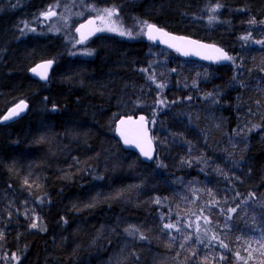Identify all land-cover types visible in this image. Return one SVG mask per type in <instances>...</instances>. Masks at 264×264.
Instances as JSON below:
<instances>
[{"label":"trees","instance_id":"trees-1","mask_svg":"<svg viewBox=\"0 0 264 264\" xmlns=\"http://www.w3.org/2000/svg\"><path fill=\"white\" fill-rule=\"evenodd\" d=\"M49 1L64 15L63 0H0V119L30 105L0 125V264H238L249 217L264 242V0L98 1L130 12L125 31L140 21L220 46L227 67L105 34L75 57L38 17ZM43 61L56 64L45 85L29 75ZM137 114L151 164L114 134Z\"/></svg>","mask_w":264,"mask_h":264},{"label":"water","instance_id":"water-1","mask_svg":"<svg viewBox=\"0 0 264 264\" xmlns=\"http://www.w3.org/2000/svg\"><path fill=\"white\" fill-rule=\"evenodd\" d=\"M156 27L161 29L163 33H167V35H162L160 32L154 31L151 34L153 38H149L148 28L146 27L144 36L147 42L157 47L167 48L183 59H187L193 62H203L211 66L225 67L230 62V60L215 59V57L219 55V53L216 51L217 49H222L230 56V54L220 46L198 41L190 37L172 34L158 26ZM99 33L100 31L97 26V22L93 17L86 19L84 22L79 24L74 30V34L77 36L81 43H86L91 39L96 38ZM48 62L50 61L40 62L34 67H32L29 71L30 77L41 84H46L49 81L51 74L55 68L54 62L51 61L52 63L50 67L47 66ZM33 69H35L36 71H33ZM42 73L46 74L47 79L42 78ZM17 105H20L23 110L21 111L17 109ZM24 105H26V107H24ZM13 109H17L18 114L10 115ZM29 109L30 105L28 102H18L3 114L0 120V125L8 126L16 123L21 118L27 115ZM5 117L8 118L5 119ZM140 117H144V120L141 121ZM121 120H124L126 123L124 125H121ZM120 129L125 130L126 135L129 139L137 140L140 144V147H137L135 144H125L124 138L120 135ZM142 129H146V137L142 135ZM115 137L125 151L135 153L146 164H151L154 162L156 158L157 149L152 138V132L147 116L139 114L137 116H125L119 118L115 124ZM141 147L144 149V151L151 153V158L144 155V152L141 151Z\"/></svg>","mask_w":264,"mask_h":264},{"label":"rangeland","instance_id":"rangeland-1","mask_svg":"<svg viewBox=\"0 0 264 264\" xmlns=\"http://www.w3.org/2000/svg\"><path fill=\"white\" fill-rule=\"evenodd\" d=\"M94 1V0H92ZM90 0H63L58 2V5L63 7L64 9V15L61 9L56 6L57 3L50 4V1L47 2V6L44 9V11H40L38 14V17L40 16V19L43 21V25L47 27L48 31L51 33H61L64 38L66 39L67 44L69 45V48L72 54L75 57H82V58H92L93 57V50L91 46H85L82 47L79 42L76 40V38L73 35V32L71 30L73 21H79L83 20L84 15L86 14H93L99 23V26L102 30V33L105 35H119L125 39L135 40L144 38L145 28L146 25H140V21L136 22L138 23L137 26L132 25L129 28L128 31H125V27L127 25H124L125 27H122V23L124 24V20L126 19V12L130 13L126 8H104L101 6H98V1L104 2L103 0H96L92 2ZM89 3L91 5H89ZM96 7H90L92 6ZM74 6V8H73ZM77 6H82V9H75ZM124 7V5H122ZM87 8V10H83ZM98 8V9H97ZM74 9L76 12L71 15L74 12ZM106 10H112L111 15H109L108 11ZM43 13V14H42ZM50 13H55L54 15H51ZM41 14V15H40ZM50 15V16H48ZM133 21V20H130ZM114 29V30H113ZM35 31V30H34ZM32 30H27L26 32L32 33L34 32ZM124 32L125 35H121L120 33ZM127 33H131V35H127ZM34 34V33H33ZM262 38L264 39V33H262ZM91 53V54H89ZM264 56V55H263ZM233 60L235 58L233 57ZM237 65V62L235 61V66ZM155 82V81H154ZM154 87H159L158 84ZM160 90V89H156ZM157 94V93H156ZM157 99H159V95L157 94ZM152 129V128H151ZM153 130V129H152ZM189 188L193 189L195 186L193 184L188 185ZM188 190L184 192V197H187ZM246 218V217H245ZM252 217H249L247 219V226H243L244 232L242 234V240L244 241L243 246L241 249L238 250L237 253H235L236 259L239 261L238 264H261L264 263V258L261 257L264 253V242H260L257 240L253 241L254 238V231L255 227H258L259 224H257L254 219H250ZM244 220V219H243ZM245 223V222H244ZM173 229L176 231H180L179 227L174 226Z\"/></svg>","mask_w":264,"mask_h":264},{"label":"snow or ice","instance_id":"snow-or-ice-1","mask_svg":"<svg viewBox=\"0 0 264 264\" xmlns=\"http://www.w3.org/2000/svg\"><path fill=\"white\" fill-rule=\"evenodd\" d=\"M217 7H219V6H217ZM216 9H213V11H215ZM106 11H108V13H109V15H111V14H113L112 13V10H106ZM51 15H54L55 13H50ZM252 23H255V21L253 20V21H251ZM91 23V22H90ZM147 28H148V33H149V38H153L152 37V32H160L162 35H167V33H163L162 32V30L161 29H159V28H157L155 25H152V24H147ZM114 30V29H113ZM78 31H79V29H78ZM121 35H125L126 33H124V32H121L120 33ZM127 35H131V33H127ZM248 37H244V39H247ZM218 53H219V55L217 56V57H215V59H217V60H232L233 59V57H231V56H229L226 52H224L222 49H217L216 50ZM89 54H91V53H89ZM51 61L50 62H48V67H50L51 66ZM42 67H44V66H42ZM33 71H36L35 69H33ZM42 75V78L43 79H47V76H46V74H41ZM161 103H163V101H161ZM24 107H26V105H24ZM17 109H19V110H23V108L20 106V105H17ZM17 109H13V111L10 113V115H16V114H18V112H17ZM8 117H5V119H7ZM140 120L141 121H143L144 120V117H140ZM120 123H121V125H124L126 122L124 121V120H121L120 121ZM120 131V135L124 138V143L125 144H135L137 147H140V144L138 143V141L137 140H132V139H129L128 138V136L126 135V132H125V130L124 129H120L119 130ZM141 132H142V135L144 136V137H146L147 136V131H146V129H142L141 130ZM141 151L142 152H144V155L145 156H148L149 158H151V153L150 152H147V151H144V149L141 147ZM232 211H235V209H232ZM32 227H36V224L34 223L33 225H32ZM166 227H174V225H167Z\"/></svg>","mask_w":264,"mask_h":264},{"label":"bare ground","instance_id":"bare-ground-1","mask_svg":"<svg viewBox=\"0 0 264 264\" xmlns=\"http://www.w3.org/2000/svg\"><path fill=\"white\" fill-rule=\"evenodd\" d=\"M134 5H138V4H132V7L133 8H135V6ZM137 10V9H136ZM137 12H141V11H139V10H137ZM165 30V29H164ZM167 31V30H166Z\"/></svg>","mask_w":264,"mask_h":264}]
</instances>
